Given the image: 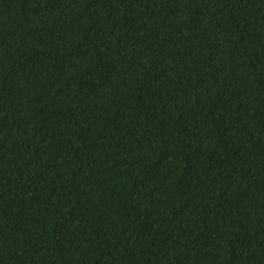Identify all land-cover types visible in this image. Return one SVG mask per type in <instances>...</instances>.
<instances>
[{"label":"trees","instance_id":"obj_1","mask_svg":"<svg viewBox=\"0 0 264 264\" xmlns=\"http://www.w3.org/2000/svg\"><path fill=\"white\" fill-rule=\"evenodd\" d=\"M0 264H264V0H0Z\"/></svg>","mask_w":264,"mask_h":264}]
</instances>
